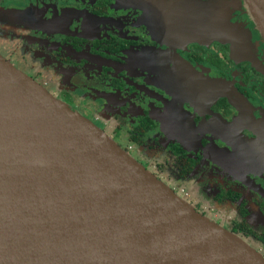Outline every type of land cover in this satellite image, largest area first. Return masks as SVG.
Returning a JSON list of instances; mask_svg holds the SVG:
<instances>
[{"label":"flooded vegetation","instance_id":"1","mask_svg":"<svg viewBox=\"0 0 264 264\" xmlns=\"http://www.w3.org/2000/svg\"><path fill=\"white\" fill-rule=\"evenodd\" d=\"M219 1L0 0V36L10 63L264 255V37L246 0H226L234 51L148 23L186 2L221 18Z\"/></svg>","mask_w":264,"mask_h":264},{"label":"water","instance_id":"2","mask_svg":"<svg viewBox=\"0 0 264 264\" xmlns=\"http://www.w3.org/2000/svg\"><path fill=\"white\" fill-rule=\"evenodd\" d=\"M218 4L221 18L186 2L148 23L167 39L234 51L229 2ZM246 4L264 37V0ZM0 264H264V255L0 54Z\"/></svg>","mask_w":264,"mask_h":264},{"label":"rangeland","instance_id":"3","mask_svg":"<svg viewBox=\"0 0 264 264\" xmlns=\"http://www.w3.org/2000/svg\"><path fill=\"white\" fill-rule=\"evenodd\" d=\"M220 7V6H219ZM3 24H4V26H6V27H9L8 26V22L4 19V22H2ZM10 45H12L11 44V42L9 41V40H6L5 38H2L1 36H0V54L4 57V58H6L7 56H8V52L10 51ZM13 64H15V66L16 67H22V62H20V63H16V62H12ZM25 70V69H24ZM25 72L26 73H29L28 72V70H25ZM83 115H85V113L83 112L82 113ZM96 125H99L102 129H104L107 133H110V131L108 130V128L106 127V126H104L102 123H96V122H94ZM160 159V158H159ZM191 196H192V198L194 197V198H199V196L201 197V198H203L202 197V194H199V192H197L195 189H194V193H193V190H191ZM179 194H180V196L181 197H183V198H185L186 196H184V193H182V192H179ZM191 196H190V198H191ZM191 198V199H192ZM204 199V198H203ZM187 201L189 200V198H187L186 199ZM261 252H263V251H261Z\"/></svg>","mask_w":264,"mask_h":264},{"label":"trees","instance_id":"4","mask_svg":"<svg viewBox=\"0 0 264 264\" xmlns=\"http://www.w3.org/2000/svg\"><path fill=\"white\" fill-rule=\"evenodd\" d=\"M248 242V241H247Z\"/></svg>","mask_w":264,"mask_h":264}]
</instances>
